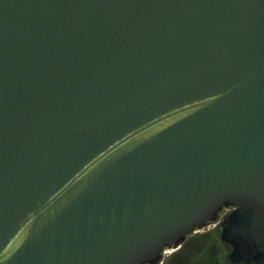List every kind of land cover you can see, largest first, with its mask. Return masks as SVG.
Segmentation results:
<instances>
[{"label": "water", "instance_id": "water-1", "mask_svg": "<svg viewBox=\"0 0 264 264\" xmlns=\"http://www.w3.org/2000/svg\"><path fill=\"white\" fill-rule=\"evenodd\" d=\"M232 208L264 264V0H0V264H151Z\"/></svg>", "mask_w": 264, "mask_h": 264}, {"label": "flooded vegetation", "instance_id": "flooded-vegetation-1", "mask_svg": "<svg viewBox=\"0 0 264 264\" xmlns=\"http://www.w3.org/2000/svg\"><path fill=\"white\" fill-rule=\"evenodd\" d=\"M231 211L232 208L223 210L215 222L188 234L177 247L165 248L159 261L151 264H234L229 260L232 246L221 238Z\"/></svg>", "mask_w": 264, "mask_h": 264}, {"label": "bare ground", "instance_id": "bare-ground-1", "mask_svg": "<svg viewBox=\"0 0 264 264\" xmlns=\"http://www.w3.org/2000/svg\"><path fill=\"white\" fill-rule=\"evenodd\" d=\"M169 251V250H168ZM169 253V252H168Z\"/></svg>", "mask_w": 264, "mask_h": 264}, {"label": "rangeland", "instance_id": "rangeland-1", "mask_svg": "<svg viewBox=\"0 0 264 264\" xmlns=\"http://www.w3.org/2000/svg\"><path fill=\"white\" fill-rule=\"evenodd\" d=\"M213 225V224H212Z\"/></svg>", "mask_w": 264, "mask_h": 264}]
</instances>
